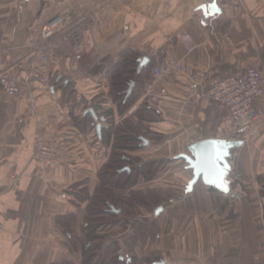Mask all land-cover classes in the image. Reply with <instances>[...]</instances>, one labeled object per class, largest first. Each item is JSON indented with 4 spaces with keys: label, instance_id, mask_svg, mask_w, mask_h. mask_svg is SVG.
I'll return each instance as SVG.
<instances>
[{
    "label": "crops",
    "instance_id": "crops-1",
    "mask_svg": "<svg viewBox=\"0 0 264 264\" xmlns=\"http://www.w3.org/2000/svg\"><path fill=\"white\" fill-rule=\"evenodd\" d=\"M64 12L84 20L80 61L62 34L47 53L39 45L42 26ZM0 46L8 49L0 55V79L21 90L0 92V264H83L88 202L73 187L94 194L114 130L126 121L140 125L144 108L154 113L143 122L148 145L132 155L168 163L136 190L176 196L159 216L142 211L129 220L123 256L159 258L155 264H264V94L254 99L259 121L248 134L234 131L227 107L208 96L189 102L185 92L191 75L207 92L228 77L244 80L250 68L261 74L264 90V0H0ZM127 48L148 58L149 70L126 107L113 99L108 71ZM168 60L181 62L184 72L153 82L152 68ZM38 138L65 142L55 170L34 160ZM206 140L241 143L229 160L228 194L202 178L186 193L193 170L178 157L191 156L190 146ZM152 223V239L138 234L131 246L134 229Z\"/></svg>",
    "mask_w": 264,
    "mask_h": 264
},
{
    "label": "trees",
    "instance_id": "trees-1",
    "mask_svg": "<svg viewBox=\"0 0 264 264\" xmlns=\"http://www.w3.org/2000/svg\"><path fill=\"white\" fill-rule=\"evenodd\" d=\"M140 60L141 53L138 50L127 48L108 71L113 99L120 105L129 106L139 95L137 90H133L131 94L128 92L131 84H139L143 73L149 70L146 67L141 72L138 71ZM151 113L153 112L148 108L141 109L137 113L140 125L136 126L126 121L114 130L113 151L107 163L99 171L100 184L93 195L89 194L88 189L82 184L73 187L77 197L83 202H88L84 227L86 245L83 250V264H155L160 260L155 257L139 261L135 256H123L119 241L113 242L98 257L101 247L99 241L102 240L100 233L107 229L109 231L117 225L126 228L129 220L141 216L142 211L153 214L159 208H163L165 202L176 196L171 190L161 191L151 188L147 193L136 190L140 179L146 182L154 180L168 163L166 161L141 163L132 155L145 146L144 142L147 140L144 138L146 130L143 122L153 119ZM261 184L264 198V179ZM140 226H142L140 229L138 227V230L134 229L135 233L130 237L129 242L133 245H136L138 234L152 239L149 227L152 228L154 223L144 227L145 229L142 224ZM66 233L73 238L68 219Z\"/></svg>",
    "mask_w": 264,
    "mask_h": 264
},
{
    "label": "built area",
    "instance_id": "built-area-1",
    "mask_svg": "<svg viewBox=\"0 0 264 264\" xmlns=\"http://www.w3.org/2000/svg\"><path fill=\"white\" fill-rule=\"evenodd\" d=\"M82 21L76 22L73 12H64L56 15L46 22L40 30L39 45L44 53L49 50L50 41L57 35L62 34L64 39L71 43V48L75 52V60L80 61L86 45V29ZM184 41L189 45V50H193L192 40L185 36ZM8 53V49L0 46V55ZM48 54L43 55L42 61L48 62ZM184 72L181 62L168 60L167 62L154 66L152 69L153 82L173 78ZM45 82L48 80L45 79ZM200 85L197 76L191 75L185 85V92L189 102H196L206 96L214 99L218 103L227 107L232 117L234 131H243L248 134L256 132V125L259 121V114L254 107V99L264 94L261 86V74L254 68H250L244 80L236 77H228L215 82L207 92L198 90ZM154 84H148L144 89L146 99L152 97ZM0 92H5L13 96H18L21 90L16 84L6 79H0ZM64 143L55 139L38 138L35 143L34 160L47 170H55L61 159L64 150ZM3 224L0 222V232Z\"/></svg>",
    "mask_w": 264,
    "mask_h": 264
},
{
    "label": "water",
    "instance_id": "water-1",
    "mask_svg": "<svg viewBox=\"0 0 264 264\" xmlns=\"http://www.w3.org/2000/svg\"><path fill=\"white\" fill-rule=\"evenodd\" d=\"M148 64L149 59L142 58L138 71L141 72ZM134 87L135 83H132L129 94L132 93ZM91 113L95 114L93 111ZM101 127L100 124L97 126L99 132ZM144 145H148V142L145 141ZM240 145V142L225 140H206L191 145L189 148L191 156L181 155L178 157V159H184L189 168L193 170V179L189 182L186 193L192 192L195 184L202 178L205 184L214 186L220 192L228 194L230 191L228 176L232 170L229 160L232 158V150ZM162 211L163 208H159L155 215L159 216Z\"/></svg>",
    "mask_w": 264,
    "mask_h": 264
},
{
    "label": "rangeland",
    "instance_id": "rangeland-1",
    "mask_svg": "<svg viewBox=\"0 0 264 264\" xmlns=\"http://www.w3.org/2000/svg\"><path fill=\"white\" fill-rule=\"evenodd\" d=\"M123 127V126H122ZM126 228L122 227V225H117L116 227H114L113 229L109 230H105L104 232L100 233V236L102 237L99 242L101 244L100 247V252L98 254V257L104 253L107 248L109 246H111V244L114 241H119L120 245L122 246L123 243L127 244V242L124 240V231ZM132 246V243H131ZM135 246V245H134Z\"/></svg>",
    "mask_w": 264,
    "mask_h": 264
}]
</instances>
